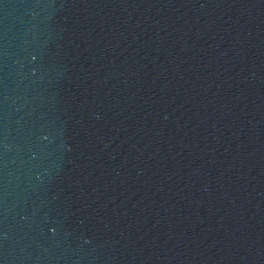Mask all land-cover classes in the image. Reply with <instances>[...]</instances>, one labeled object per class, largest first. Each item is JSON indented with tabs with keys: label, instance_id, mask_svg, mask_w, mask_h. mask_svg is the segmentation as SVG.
Instances as JSON below:
<instances>
[{
	"label": "water",
	"instance_id": "obj_1",
	"mask_svg": "<svg viewBox=\"0 0 264 264\" xmlns=\"http://www.w3.org/2000/svg\"><path fill=\"white\" fill-rule=\"evenodd\" d=\"M0 264H264V0H0Z\"/></svg>",
	"mask_w": 264,
	"mask_h": 264
}]
</instances>
